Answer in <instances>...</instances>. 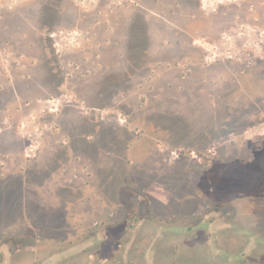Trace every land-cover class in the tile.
I'll return each mask as SVG.
<instances>
[{
	"label": "rangeland",
	"instance_id": "374dc122",
	"mask_svg": "<svg viewBox=\"0 0 264 264\" xmlns=\"http://www.w3.org/2000/svg\"><path fill=\"white\" fill-rule=\"evenodd\" d=\"M47 1L0 0V24L24 28L1 50L0 70L34 77L20 76L23 99L11 95L0 112V264L118 261L115 241L140 253L176 215L185 219L171 228L198 236L168 232L157 250L179 245L186 262L197 247L213 251L212 239L237 255L246 223L233 213L264 208L256 0ZM50 23L54 55L37 45L47 32L37 27ZM252 76L261 98L242 93ZM201 85L210 109L195 101ZM228 223L238 232L219 230ZM257 252L264 264V244Z\"/></svg>",
	"mask_w": 264,
	"mask_h": 264
},
{
	"label": "trees",
	"instance_id": "16d2710c",
	"mask_svg": "<svg viewBox=\"0 0 264 264\" xmlns=\"http://www.w3.org/2000/svg\"><path fill=\"white\" fill-rule=\"evenodd\" d=\"M117 143V142H116ZM264 164V163H263ZM264 168V166H262ZM264 170V169H263ZM263 180V186H264V177H262ZM247 181V180H246ZM264 188V187H263ZM262 188V189H263ZM249 209V208H248ZM261 215H260V213ZM264 213V208H257L256 211L254 209L250 208V211L247 210L246 214L237 211L233 213V219L236 221V223L240 222L239 225L243 222H245V227H243V232L241 233L244 235V239H242L243 244L240 245L239 252L237 255H230L226 250H224V247H221L219 244V241H213L212 239H209L207 242L208 249L211 247V243H214L213 251H203L202 253L197 252V249L200 247H197L195 251V255L189 259V261L182 262V258L180 257V247L174 246L170 251H168L164 247H160L158 249V243L168 240L169 237L165 236L168 235V232L172 233H181L183 236L189 239L196 238L198 236V233L196 231L194 232L193 227H185L182 226L178 229H173L170 227V225L176 223V221L183 220L185 217L176 215L173 217V219H161V223H163L160 226H157L155 229V235L152 238V242L148 247H146L143 251L140 253H136L134 255H127L126 249L128 246H125L122 244V240L115 241V243L112 245L115 249L117 248L119 250L118 255V261L116 259L114 260V256L111 257L108 256L104 262H100V264H167V261L170 264H238L234 262V257L240 258L241 261H243L244 264H257L260 261V258H256V255L259 253L257 252L258 247L260 244H264V225L263 223L258 222V220L264 219V216L262 215ZM203 214V213H202ZM244 215H247L248 220L245 221ZM215 216H219L218 214ZM137 215L134 216V222H138ZM194 216L193 218H195ZM239 218V219H238ZM241 219V220H240ZM219 222L217 220L212 219L209 224H207L206 228L207 231L211 232L213 231L214 227H218L217 224ZM239 225L232 226L231 224H224L222 225L219 230H226L230 233L238 232ZM138 225L137 227H139ZM135 227V226H134ZM258 232L261 234L259 235ZM130 247V246H129ZM163 249H166L164 251ZM139 251V249L137 250ZM159 251V252H158ZM162 252V253H161ZM114 255V254H113ZM250 261V263H249ZM252 262V263H251Z\"/></svg>",
	"mask_w": 264,
	"mask_h": 264
},
{
	"label": "flooded vegetation",
	"instance_id": "af4514ba",
	"mask_svg": "<svg viewBox=\"0 0 264 264\" xmlns=\"http://www.w3.org/2000/svg\"><path fill=\"white\" fill-rule=\"evenodd\" d=\"M48 1L45 2V4L49 5V2ZM246 1H249V0H244V2H242V3L245 4ZM199 3H200V0H199ZM254 5L257 6V9L256 10H258V12H259L258 13V17L260 18V23H259L258 28H262L263 29L264 28V0H256L255 4H252L251 5V8ZM51 6L54 7L53 3L51 4ZM47 10H48V8H47ZM52 10H49V11H52ZM49 11H46L45 10V12H44V10H42L41 11V14H43V17H45V16L48 17L49 14L52 13V12H50L48 14ZM50 22H51V20H50ZM53 26H54L53 23L45 24L42 27L38 26L37 27V31H36V32H38V34L41 32V30L43 28H44L43 31H47L46 34H43L42 35V37H41V35L38 36L37 45H38V47H39V45H42V48L46 49L48 51V53H49V49H50V53L51 54L53 52V49H52L53 46H52V39H51L52 38V36H51L52 34L50 33V31L53 29ZM22 27H24V26H22ZM23 30H24V28L23 29H20V30L19 29L18 30H15L14 27H11L9 25H1L0 24V54H1V50L4 49L6 45L12 44L11 41H13V39H15L14 37H22V38L24 37V35H23L24 31ZM53 55H54V52H53ZM46 60L48 61L47 63H50V59H48V57H46ZM39 62L41 63V61H39ZM228 63L230 64L231 62L228 61ZM23 69H24V66H22V67L21 66L20 67L19 66H16L15 68H13L11 70L10 77L6 76V72L2 73L1 70H0V81H2L0 83V112L1 113L2 112H5V110H8L9 109L10 102L12 101L10 99V96L11 95H12L13 98L14 97L16 98V102L18 101V98H22L23 99V92L24 91L19 88L18 83H19L20 80L21 81H24V80L19 79L20 76H22V78L25 79V80H27V79L28 80L34 79V77H32V75L30 73L27 72L25 74V72H23L24 71ZM53 69H54V67H50L49 66L50 75H52V76H54L53 75L54 72L52 71ZM129 79L131 80L132 79V76H130ZM231 79L232 80L238 79V77L232 73L231 74ZM243 79L244 80H242V82L240 83V85L242 86V93H243V95H246L248 97H251L252 95H254L255 97H260L261 98L262 96L259 93L263 92V90H260V89H262V88H260V87H262V84H261V81L262 80H259V79L255 78V77H253V79H248L246 77L243 78ZM234 81H236V80H234ZM257 81H259V82H257ZM255 85H256V87H255ZM258 88H260V89H258ZM93 92H91V95L92 96L94 95L96 97H99V96H103L104 95L103 93H99L98 92L97 94H94ZM196 92L197 93L195 94V101H197L198 103H200V106L201 107H202V103H203L204 106H205L203 108H209L210 109L212 107V103L215 101V99H211L210 97L203 95L204 94V91L202 90V85L199 86V88L196 90ZM183 96L184 95H182V99H183ZM9 100H11V101H9ZM85 101H87V99ZM92 101H93V99H92ZM92 101L90 100V102H92ZM260 102H263V99ZM87 103H88V101H87ZM258 104H260V103L257 102V105ZM88 106H90L94 110L103 109L102 108L103 106L100 107L99 105H89L88 104ZM200 106H198V107H200ZM199 113H201L200 110H199ZM185 120L186 119H183V123H185ZM163 122L164 121H162V123ZM227 124H228V122H227ZM219 127L221 128L222 126L220 125ZM69 137H70V140H69L68 144H70L73 147V144H72V136L69 135ZM97 140H99V136H98V139ZM84 144H88V143L85 142ZM98 146H100L99 142L97 143V154L99 155V153H98V151H99L98 150L99 149ZM77 147L80 148V146H78V145H77ZM87 148H89V147H87ZM85 154H87V153H85Z\"/></svg>",
	"mask_w": 264,
	"mask_h": 264
}]
</instances>
